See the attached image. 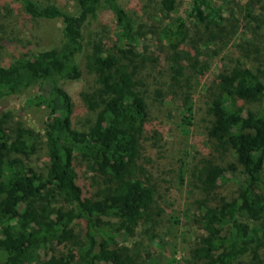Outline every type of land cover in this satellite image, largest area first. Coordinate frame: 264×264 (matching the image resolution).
Returning a JSON list of instances; mask_svg holds the SVG:
<instances>
[{
	"label": "trees",
	"instance_id": "trees-1",
	"mask_svg": "<svg viewBox=\"0 0 264 264\" xmlns=\"http://www.w3.org/2000/svg\"><path fill=\"white\" fill-rule=\"evenodd\" d=\"M10 1L31 19L62 27L57 46L7 65L0 57V100L36 89L28 102L48 112L43 131L7 127L9 114L0 115V264H145L137 230L162 243L157 189L137 164L151 86L167 75L189 125L192 82L214 60L222 68L207 86L205 134L218 156L192 173L202 195L193 221L202 233L181 263L264 264L263 0L240 1L227 17L216 0H186L183 16L174 15L177 0H157L160 28H146L118 0H75L74 12ZM101 10L114 18L109 46L89 40ZM147 35L162 42L167 66L136 51ZM84 72L92 81L84 98L97 116L79 131L65 84ZM77 160L96 191L77 171ZM40 251L50 256L43 260Z\"/></svg>",
	"mask_w": 264,
	"mask_h": 264
},
{
	"label": "rangeland",
	"instance_id": "rangeland-1",
	"mask_svg": "<svg viewBox=\"0 0 264 264\" xmlns=\"http://www.w3.org/2000/svg\"><path fill=\"white\" fill-rule=\"evenodd\" d=\"M118 1L126 11L136 15L138 21L145 24L146 28L162 26V17L154 7L157 0ZM177 1L178 8L174 15L183 16L189 7L186 0ZM240 1L243 2V0H216V4L223 7L222 15L227 17ZM35 2L40 6L55 4L64 11H75V0H35ZM262 8H264V0L260 9ZM61 27V21L31 19L24 12L21 4L0 0L1 63L7 65L19 57H31L38 51L57 46L61 41ZM92 29V37L89 40L102 38L106 45H111L108 38L113 36L115 29L111 12L99 11ZM236 39L240 42L242 37L237 36ZM163 49L162 42L156 36L147 35L136 51L156 58L167 66ZM211 63L209 71L204 76H199V80L194 79L192 82L195 86L189 125L183 124V115L178 103L170 95L173 89L169 87L167 75L164 78L158 77L151 86L150 120L140 141V158L137 164L141 167L143 178L157 189L158 207L163 210L162 223L159 227L162 243L154 244L150 237L143 235L140 229L137 230L134 240L141 242L143 253L147 254L144 255L145 264H157L152 261L154 259L159 261L158 264H170L171 261L172 264H182L181 260L186 257L187 249L194 246L202 233L193 221L198 216L197 206L202 203V195L195 187L197 182L192 173L205 160H216L218 156L208 143L205 134L208 120L205 104L210 95L207 86L211 85L220 73L219 66L222 68L218 60ZM224 63L227 67L230 65L228 62ZM152 66V64L147 66V72L152 71ZM91 82V78L84 72L82 79L65 84L73 99V127L79 131H87L97 116V111L91 110L84 98ZM36 91V89H27L0 100V115L9 114L7 127L19 125V127L43 131L48 120L46 108L34 107L28 102ZM230 161L231 158L226 155L224 162ZM76 169L92 186V190L96 191L97 186L93 184L92 175L83 173L81 160H77ZM99 182L101 184V181ZM76 229L82 234L84 227L78 224ZM131 244L132 241H129L124 245L130 247ZM40 256L45 260L50 255L40 251Z\"/></svg>",
	"mask_w": 264,
	"mask_h": 264
}]
</instances>
